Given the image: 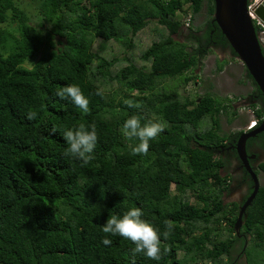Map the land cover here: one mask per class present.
I'll list each match as a JSON object with an SVG mask.
<instances>
[{
	"label": "trees",
	"instance_id": "trees-1",
	"mask_svg": "<svg viewBox=\"0 0 264 264\" xmlns=\"http://www.w3.org/2000/svg\"><path fill=\"white\" fill-rule=\"evenodd\" d=\"M204 7L207 21L194 29ZM214 12V0H40L50 24L44 27L32 24L17 0H0V264H228L239 205L224 201L231 177L222 173L218 150L244 132H221V115L232 122L238 111L211 92L182 96L162 85L169 78L191 82L213 42L237 58ZM151 21L168 33L143 51L145 64L128 59L118 68V59L95 49L100 38L128 53ZM188 21L189 43L175 39ZM244 68L255 99L249 108L262 117L263 93ZM72 84L89 99L87 114L56 95ZM125 100L142 107L128 108ZM30 112L35 119L27 118ZM134 114L142 124L166 125L147 155H133L139 140L121 131ZM81 124H95L98 133L86 164L64 155V130ZM132 207L161 233L166 220L174 225L169 239L161 235L170 250L159 262L134 255V244L120 236H109L108 246L101 242L108 217ZM247 213L249 264H255L250 247L264 243V185Z\"/></svg>",
	"mask_w": 264,
	"mask_h": 264
},
{
	"label": "rangeland",
	"instance_id": "rangeland-1",
	"mask_svg": "<svg viewBox=\"0 0 264 264\" xmlns=\"http://www.w3.org/2000/svg\"><path fill=\"white\" fill-rule=\"evenodd\" d=\"M18 5L23 8L31 18L32 24L44 27L50 24L43 20L42 14H40V0H17ZM208 15L206 8L204 7L202 12L198 14L192 24L194 29L204 25L207 21ZM15 27V24H9L7 27ZM16 28V27H15ZM11 29V28H10ZM184 32L176 34L173 37L183 42L189 43L186 38L189 30L184 28ZM168 30L160 25L157 21H151L145 29L140 31L135 37V46L130 52H126V48L118 42L103 41L97 39L95 43V49L101 51V53L109 59H118L117 67H123L128 63V59H131L138 65H143L144 62L141 59V54L145 51L154 41L165 37ZM189 45V44H188ZM191 46V45H189ZM203 64L194 71V79L187 85L182 83V80L166 79L162 85L165 86L164 90L177 89L182 96L202 95L206 92H211L215 96L221 99H230L232 104L237 105V111L239 116L232 122H229L228 114L223 113L221 115L222 134L231 133L240 129H245L248 122L252 118V111L248 108L250 104H245L248 95L253 90L251 81L246 78V71L242 61L231 54H224L219 49H214L211 53L202 60ZM225 61L224 69L218 71L217 67L219 62ZM31 66V63L27 64ZM193 74V73H192ZM117 86V84L110 85ZM209 125V121H206L203 126ZM223 174H229L225 169H222ZM230 175V174H229ZM260 183L264 185V177L260 176ZM175 186L172 185V189ZM225 202H233L235 197L223 196ZM253 241L250 242V246ZM254 263L263 264L264 260V243L255 249L250 247Z\"/></svg>",
	"mask_w": 264,
	"mask_h": 264
},
{
	"label": "clouds",
	"instance_id": "clouds-1",
	"mask_svg": "<svg viewBox=\"0 0 264 264\" xmlns=\"http://www.w3.org/2000/svg\"><path fill=\"white\" fill-rule=\"evenodd\" d=\"M185 27L189 26L185 23ZM256 28L259 29L260 41L264 45V41L261 39V29L258 26ZM56 95L61 99H70L84 114L90 111V101L78 85H66L58 90ZM96 95H103V92L98 90ZM124 103L128 108L140 109L142 107L140 102L133 100H125ZM35 117L36 113L30 112L27 118L33 120ZM165 128L166 125L159 122L148 121L142 124L141 117L134 114L125 120L121 131L128 139L136 138L139 140V143L131 149L133 155H147L150 147L149 141L156 140ZM55 131L56 129L54 128L53 132ZM63 139L68 145L64 155L79 159L86 164L93 158L91 153H93L97 145L98 133L96 125L85 126L81 124L77 128L66 129L63 132ZM143 215L144 213L139 207L128 209L122 216L110 215L101 229L105 234L101 241L102 244L105 246L111 245L112 240L108 237L120 236L134 244L135 247L132 250L134 255L140 254L149 260L159 262L170 250L162 245L161 235L164 240L169 239L174 230V225L171 221L166 220L164 222L165 230L161 233L157 227L143 219Z\"/></svg>",
	"mask_w": 264,
	"mask_h": 264
},
{
	"label": "water",
	"instance_id": "water-1",
	"mask_svg": "<svg viewBox=\"0 0 264 264\" xmlns=\"http://www.w3.org/2000/svg\"><path fill=\"white\" fill-rule=\"evenodd\" d=\"M214 21L217 22L223 34L228 39L231 47L237 54L247 72L252 76L264 96V46L260 41L259 31L253 23L248 11L250 0H214ZM258 16L264 21V1L257 8ZM264 132V119L258 127L248 132H243L236 143L238 156L243 161L254 181V191L249 199L241 206L240 214L236 220L235 230L239 231L244 224L243 215L251 205L260 189V181L257 173L248 164L246 151L247 139ZM245 216L247 214L245 213Z\"/></svg>",
	"mask_w": 264,
	"mask_h": 264
},
{
	"label": "flooded vegetation",
	"instance_id": "flooded-vegetation-1",
	"mask_svg": "<svg viewBox=\"0 0 264 264\" xmlns=\"http://www.w3.org/2000/svg\"><path fill=\"white\" fill-rule=\"evenodd\" d=\"M184 31L185 30H183V32ZM203 31L204 30L198 32L201 34L203 33ZM212 45H213V50L219 49L224 54L233 55L232 49L230 47L227 46L223 47L222 45H219L216 42H213ZM250 98H251V93L248 95L245 104H250L254 102L255 99L250 101ZM233 106L235 109L237 108V105L233 104ZM258 126L259 125H257V127ZM244 132H248V131L244 130ZM261 134H264V132H259L256 135L251 136L250 138L247 139L246 142L248 164L250 165L252 170L257 173L259 177V181H260V176L264 177V168H263L264 136H262ZM238 139L235 141V143L229 141L226 146H223L218 150V154L226 164L224 169L226 170L227 173L230 174L231 177L230 179L231 183L229 189L224 193V197L225 196L235 197L233 202H236L239 205V213L237 215V218L240 214L241 206L249 199V197L253 194L254 191V181L252 175L247 169V166H245L243 161L238 156V153L237 154L234 153V150L237 152L236 143ZM261 186L262 185L260 183V187ZM255 198L253 199V201L255 200ZM253 201L251 205L253 204ZM248 208L244 212L243 215L244 224L241 226L239 231L235 230L236 222L234 224L235 242L233 245V250L229 254L228 258H226L228 264H249V255L247 249L249 247L250 242L253 240V236L250 233H248L245 229L246 218L248 216L247 213ZM245 213L247 214V216H245Z\"/></svg>",
	"mask_w": 264,
	"mask_h": 264
},
{
	"label": "built area",
	"instance_id": "built-area-1",
	"mask_svg": "<svg viewBox=\"0 0 264 264\" xmlns=\"http://www.w3.org/2000/svg\"><path fill=\"white\" fill-rule=\"evenodd\" d=\"M264 0H250L248 3V11H249V15L252 18L254 24L258 27H260L261 29V39L262 41H264V21L258 16L257 14V8L263 3ZM189 21L186 23V25H189ZM252 111V118L250 119V121L248 122L245 130L249 131L251 129H253L254 127H256L259 123L260 120H262L264 118V115L262 117H259L256 114V108H249Z\"/></svg>",
	"mask_w": 264,
	"mask_h": 264
}]
</instances>
